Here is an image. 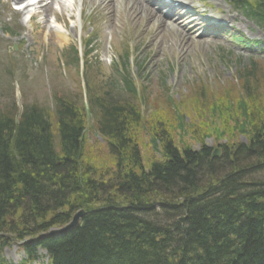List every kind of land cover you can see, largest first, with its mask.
Returning a JSON list of instances; mask_svg holds the SVG:
<instances>
[{
	"label": "trees",
	"instance_id": "trees-1",
	"mask_svg": "<svg viewBox=\"0 0 264 264\" xmlns=\"http://www.w3.org/2000/svg\"><path fill=\"white\" fill-rule=\"evenodd\" d=\"M251 68L240 75L245 99L235 102L253 122L249 142L222 145L220 157L197 132L187 137L201 140L199 149L177 142L184 115L166 96L169 115L148 123L159 156L144 159L142 101L126 79L124 92L90 100L91 129L108 148L104 166L84 159V111L75 100L60 93L53 106H0V232L24 238L83 207L78 228L42 241L55 264H264V178L254 177L264 169V118L248 114L264 79ZM141 96L149 100L145 89ZM232 98L200 90L193 107L218 113ZM229 120L212 131H227ZM8 216L18 224L8 226Z\"/></svg>",
	"mask_w": 264,
	"mask_h": 264
},
{
	"label": "rangeland",
	"instance_id": "rangeland-1",
	"mask_svg": "<svg viewBox=\"0 0 264 264\" xmlns=\"http://www.w3.org/2000/svg\"><path fill=\"white\" fill-rule=\"evenodd\" d=\"M142 25L144 26V22H142ZM107 28L104 27L103 29V34L107 35V40L102 44V39L100 38L98 45L94 48L95 50L87 57L89 62L91 61V67H89L91 70L88 69L90 85L99 91L101 90V86H106L107 81H110L113 77L110 75L112 71L106 66L105 59L109 56L115 59L116 56L115 60L118 62L119 53L124 49H129L128 42L130 40L127 38L129 31L125 25L119 28L117 26L112 27L111 32ZM17 30L21 36L15 42L23 38L25 40L23 51H26L27 46L28 48L32 46V33L30 30H25L21 26L17 27ZM73 33L76 34V31H73ZM41 36L43 37L42 33H36V37L40 38L36 41L37 44L44 43ZM58 36L60 37L61 35L57 32H51L50 39H46L45 53L47 51L46 59L50 62V69L52 66H56L57 59H65L69 56L71 52L70 47L74 42L70 36L65 39L64 43L63 40H61L62 43H59L58 40L62 39V37L58 38ZM135 40L133 41L136 44V49L133 56L136 62L133 66L129 63L131 75L137 74V76H140V80L144 86H150V90H154L153 95L156 98H158V93L161 90L158 80L161 76H164L174 102L177 104L183 101V105L179 108V113L185 112L186 114H183L185 116V120H183L184 132L181 131L180 137L186 138L184 141L177 139V142L181 143L186 141V143L196 148L199 146V140L195 139L196 136L206 137L205 142L214 147H218V143L231 142L230 144H232V142L237 141L247 142L250 128L253 127V122L251 123L245 119L240 106H237V103H235L241 95V86L238 85L236 78L238 69L237 55L234 54L235 56L226 57L227 62H225L224 59H221L216 47L203 45L202 50L198 51L190 41L184 42L182 39H177L164 33L156 35L152 39L148 34L137 35ZM11 45H13V42ZM38 59H40V56ZM77 70V66L73 65L68 69V76L62 74L59 77V74H52L49 77V82L52 84L53 89H50L48 83L38 84L37 80L42 76L35 78L36 74L31 70L24 72L25 78L15 80L7 79L5 77L6 72L0 70V74L2 75L0 76V104L3 106H11L10 104L14 98L17 104H19L20 109H22L24 103H29L34 100L40 104L52 103L54 99L49 95H55L58 91L65 95L66 93L72 95L73 99L80 103L82 100V96L79 93L81 78L78 77ZM256 71L257 75L263 80L264 63L260 64ZM115 77L121 80L118 75ZM28 78L29 81L25 80ZM34 78L35 80H33ZM259 80L262 81L261 79ZM202 86L206 87V89H202V92L208 95L211 93L216 95H233L232 101L228 105L229 109L226 107L224 109L219 108L218 113L210 112V114L206 113L205 115L198 113L197 115V109L193 107V102L197 96L196 89ZM50 90L51 92H49ZM257 94H259V97L255 108L250 107L248 109L249 111H247L249 115L253 112L257 117L262 116L264 118V84L257 90ZM162 103L158 102L161 108L153 109L152 101L148 102L147 109H145L147 110V121L148 119L152 120L153 114L155 116V111L156 116L159 117L169 115L168 110L165 108L166 105ZM157 110L159 111L157 112ZM151 113L152 117L150 116ZM228 119H230V125L227 128L228 132L226 130L219 132L211 131L213 127L215 128V125L222 128ZM233 119L235 120V128ZM176 122L180 126V120ZM92 123H94V119ZM148 128L143 126L138 138L142 154L146 160H149L154 155L159 156V151L154 145L153 135L150 128ZM196 132L197 134L196 136L194 135V138L187 137V135L190 137ZM86 138L88 148L85 150V157L88 158L89 162L98 166L97 164L100 161L106 160L105 157L107 156L106 151L108 148L105 146L102 136L94 132L91 127ZM99 159L101 160L99 161ZM96 169L100 170L99 167H96ZM254 177L258 179L264 178V171H257L254 173ZM11 218L16 219L14 216ZM44 252V250H41L42 254ZM5 255L11 260H16L24 255V251L19 244L13 243L5 248Z\"/></svg>",
	"mask_w": 264,
	"mask_h": 264
},
{
	"label": "bare ground",
	"instance_id": "bare-ground-1",
	"mask_svg": "<svg viewBox=\"0 0 264 264\" xmlns=\"http://www.w3.org/2000/svg\"><path fill=\"white\" fill-rule=\"evenodd\" d=\"M137 6H138V5H136V6H134V7H131V8H133V9H134V8H136ZM147 10H148V9H147Z\"/></svg>",
	"mask_w": 264,
	"mask_h": 264
}]
</instances>
